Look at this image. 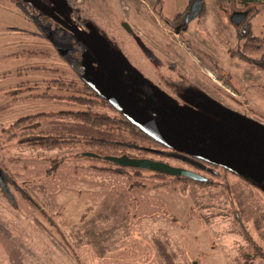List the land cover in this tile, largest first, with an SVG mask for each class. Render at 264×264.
Here are the masks:
<instances>
[{"label":"rangeland","instance_id":"rangeland-1","mask_svg":"<svg viewBox=\"0 0 264 264\" xmlns=\"http://www.w3.org/2000/svg\"><path fill=\"white\" fill-rule=\"evenodd\" d=\"M188 1L62 0L68 18L109 55L174 98L179 107L169 106L170 111L191 106L206 120L200 109L210 108L204 92L197 91L202 88L222 108L264 124V70L231 60L228 52L243 26L231 18L246 10L207 0V13L179 33L171 19L189 9ZM258 8L247 18L254 34L264 36V7ZM32 15L23 0H0V264H264L263 186L218 168L215 174L202 171L208 177L205 186L189 183L181 192V182L173 184L177 189L163 185L167 173L107 158L159 159L153 152L84 142L48 149L25 142L32 136L23 134L29 129L137 143L126 134H108L59 114L83 110L70 97L81 95L84 80L103 86L104 74L86 61L81 65L74 55L63 57L70 45L63 47ZM180 86L196 90L191 97L196 107L188 94H179ZM93 111L118 115L101 106ZM40 113L49 116L31 127L15 125ZM216 122L204 125L215 136ZM232 136L239 141H233L237 150L246 151L241 136L225 138ZM250 147L260 151L258 142ZM167 164L196 169L172 157Z\"/></svg>","mask_w":264,"mask_h":264},{"label":"flooded vegetation","instance_id":"flooded-vegetation-1","mask_svg":"<svg viewBox=\"0 0 264 264\" xmlns=\"http://www.w3.org/2000/svg\"><path fill=\"white\" fill-rule=\"evenodd\" d=\"M23 1L25 2L26 6H30L32 8V12L34 14L32 16H35L37 25L45 26L49 34L56 37L63 43V47L70 45V49H71L70 53L61 54L63 55V57H67V56L71 57L72 55H74L73 58L79 59L80 60L79 63H81V65L83 64V61H86L90 65V67H92V65L95 66L92 68L93 70H96L97 73L104 74L103 86H95L94 84H92L91 81L84 80L82 82L80 94L86 96L88 91L85 90L84 83L86 82L90 83L93 87V91H95L96 95L98 96L97 98L99 99L101 104L106 105L108 109L109 107H113L114 111L118 112V116L119 115L123 116L125 111L124 108H121L122 105L119 100L120 99L119 94L117 93L112 83V80L109 74L107 73L106 69L102 65L101 61L96 56V54L91 50V48L71 28H69L64 24V22H68L69 25H77L76 23L71 21L66 15L65 13L66 5H64L62 0H42L47 7H49L51 10L54 11L55 13L54 16L42 12L40 9L35 7L33 4L29 3L27 0H23ZM190 8L191 6L189 7L188 10H186L187 13L189 12ZM245 12H246V17H245L246 19L247 11ZM186 15H185V19H186ZM244 20L241 23H243ZM189 23L190 21L186 23L185 20L184 22H180L178 20L171 19L172 27L175 29L176 32L179 33L187 30ZM94 40L103 49L105 55L107 56V59L110 61L114 71L116 72L117 76L119 77L121 83L123 84L124 88L126 89L127 93L130 95V97L134 101H136V103L139 104L141 107H144L149 115L153 116L158 121H160L161 124H163L171 132H173L183 140L192 142L198 146L206 147L213 150H220L231 155L243 157L257 164L260 167H264V160L261 162H258L257 160V158L264 156V124L263 123L257 122L251 119L250 117H248V115H245L244 113H241L234 109H230L228 107L225 109L222 108L221 107L222 103L216 99V96L209 95L202 88L197 91L204 92L203 94L207 97L206 102H209V108H210L209 111L204 110V108L200 109L202 114H204L203 116L207 117L206 120H204L205 119L204 117H199L195 112H193L192 107L190 105L189 106L191 110L184 111L178 109V111H170L169 106L175 105V101L174 98L171 97L170 94H168V92L165 89L162 90L160 89L159 86L158 87L155 86L152 83V81L148 79V77L143 76L140 72H138L136 69L131 67L130 64L123 63L119 59L109 55L108 52L103 48L101 42L97 41L96 39ZM233 46L234 43L228 45V52H229V48ZM261 55L260 58H257L258 61H256L254 64L244 62L238 57H233L231 54H230V59L231 60L237 59V61L239 60L241 62H244L245 64L253 65L256 68L264 70V55L262 56ZM78 66L80 68L82 67L80 65ZM184 88L186 87L184 86L179 87L178 89L179 94L183 96L186 93L188 94L189 98L193 97V93L196 90H194V88L192 89L191 88L184 89ZM113 97L116 98L115 101H112ZM192 103H193L192 106H195V102L193 101V99H192ZM175 106L179 107V105H175ZM158 107H161V113H159ZM178 112H182V113L179 114ZM187 113H191L192 115H194V117L193 118L189 117L188 116L189 114ZM216 113L220 116H216ZM214 120L215 122L217 121L216 124L214 123L215 132H218L217 133L218 135L216 136L213 135V133L207 132L206 127L204 126L205 122H211L212 124ZM226 120L229 121L230 123L227 122ZM220 122L223 123L222 127H218L217 125V123ZM253 125H256L258 129L253 128L252 127ZM235 127L237 128L240 127V130H237ZM241 128L249 130L251 132L247 133L246 131H243V129ZM224 129L229 131L228 134H225ZM230 132H232V134ZM225 135L228 136L234 135L236 137L241 136L244 139L245 148L248 150L249 153L247 152V150L246 151L237 150L235 146L236 144H234L233 141L235 142H239V141L233 139V136H232V140L229 138H225ZM256 142L260 144V147L258 148L260 151H258V154L254 151L253 147L252 148L250 147V144H255ZM162 150H161L162 152H160V150L157 151L156 149L155 151H150L155 153L157 156H160L159 159L158 158H153V159L167 163H169V158L171 157L173 159L185 160L196 168L195 172L202 174L206 179H208V177L204 175L202 171L210 174H215L218 168L227 170L228 172L231 173H236L246 181L250 180L248 182H251V180H253L250 177V175H258L263 180H261L260 182H256V183L251 182V183L259 184L260 186L264 187V174H251L246 172H242V174H240L235 172V170L232 171L231 169L219 163L211 162L197 156H192L190 154L178 151L170 146H168V148H163Z\"/></svg>","mask_w":264,"mask_h":264},{"label":"trees","instance_id":"trees-1","mask_svg":"<svg viewBox=\"0 0 264 264\" xmlns=\"http://www.w3.org/2000/svg\"><path fill=\"white\" fill-rule=\"evenodd\" d=\"M195 0H189V6ZM220 4H230L236 6L241 11L244 9L247 12L251 13V16L254 15L259 11V6L262 5L264 7V0H217ZM157 4H163V0H156ZM258 9V10H257ZM187 11H182L176 15L174 20H178L180 22H184L185 15ZM207 13V0H202L201 2V11L199 13L200 16ZM198 15V16H199ZM242 29L237 34V42L236 45L229 48V52L233 57H238L239 59L243 60L244 62L254 64L258 61L257 58H260V55H264V36H258L254 34L252 30V24L250 23L249 19L246 18L242 23ZM186 26V24H185ZM261 55V56H262ZM259 56V57H258ZM85 90L88 93L85 95H72L70 98L73 101H77L80 105L84 106L83 110H72V111H65L60 112L59 114L68 116L74 120H78L82 122L84 125L92 128L97 129L100 131H104L105 133H112L118 132L121 134H126L129 137H132L134 143L131 141H117L111 140L107 138H97V137H85L83 139L76 138L71 135H66L63 133H58L56 135H48L45 132L35 131V130H26L23 134L30 133L32 134L31 137L25 140L28 145L32 146H44L48 149H56V148H63V147H75L78 144L84 142L89 144L93 147H100V148H118L120 150H130V149H137L142 152H150L155 151L156 148L148 147V144L152 146H161L162 148H168L166 144L159 141L144 129H142L130 116H128L125 112L124 115H114L110 116L108 114H103L101 116L97 115L93 110L97 106H101L103 108L107 107L106 105L101 104L98 96L96 95L95 91H93V87L90 83H84ZM91 91V92H90ZM108 108V107H107ZM110 110H114L113 107H109ZM48 114L40 113L35 115H29L23 117L16 121V126L25 125L27 127H31L32 125L37 124L40 119L48 117ZM15 135V134H14ZM24 142V141H23ZM138 142H141L138 144ZM145 145H143V144ZM2 170L0 164V171ZM233 171V170H232ZM237 172V171H235ZM240 173V172H237ZM242 174V173H240ZM168 181L164 182L163 185L167 188L177 189V187H172L174 183L181 182V188L184 192L186 190V186L189 183H196L201 186H205L208 184V179L203 181L192 179L185 176L180 175H167ZM250 181V180H248ZM251 182L256 183L255 181L251 180ZM250 182V183H251ZM2 225L0 224V232H2ZM79 242H82L81 235L78 234Z\"/></svg>","mask_w":264,"mask_h":264},{"label":"water","instance_id":"water-1","mask_svg":"<svg viewBox=\"0 0 264 264\" xmlns=\"http://www.w3.org/2000/svg\"><path fill=\"white\" fill-rule=\"evenodd\" d=\"M29 3L33 4L35 7L40 9L42 12L54 16V11L47 7L42 0H27ZM201 2L202 0H195L189 12L186 15L185 22L188 23L194 19L199 12L201 11ZM246 17V12H236L232 16V21L235 23H241ZM66 26L71 28L96 54V56L101 61L102 65L109 74L112 83L119 94L121 108H124L125 113L130 116L142 129L148 132L150 135L163 142L164 144L192 156H197L202 159L219 163L231 170L237 172H246L251 174H264V167H260L257 164L251 162L248 159L243 157H238L235 155L228 154L224 151L213 150L206 147L198 146L192 142L185 141L182 138L178 137L176 134L171 132L166 128L160 121H158L153 116L149 115L144 107H141L139 104L134 101L130 95L127 93L123 84L121 83L119 77L113 69L110 61L107 59L101 46L86 32L81 30L77 25H69L68 22H64ZM127 26V25H126ZM112 101H115L116 98L113 97ZM255 129H258L256 125L252 126ZM113 161L118 162L121 165H130L137 166L142 168H148L151 170L167 173L170 175H180L189 177L196 180H205L206 178L195 171L188 170L181 167H176L170 164H167L162 161H156L151 159H131L126 156L122 157H107Z\"/></svg>","mask_w":264,"mask_h":264}]
</instances>
